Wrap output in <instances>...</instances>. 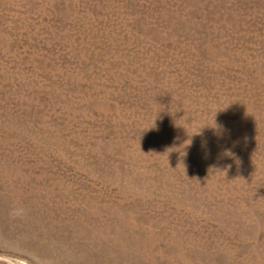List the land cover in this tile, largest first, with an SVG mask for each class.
Returning <instances> with one entry per match:
<instances>
[{
  "label": "rangeland",
  "instance_id": "1",
  "mask_svg": "<svg viewBox=\"0 0 264 264\" xmlns=\"http://www.w3.org/2000/svg\"><path fill=\"white\" fill-rule=\"evenodd\" d=\"M0 264H264V0H0Z\"/></svg>",
  "mask_w": 264,
  "mask_h": 264
}]
</instances>
